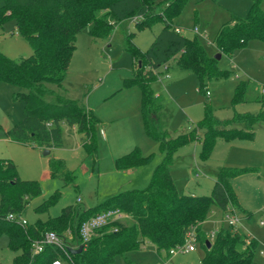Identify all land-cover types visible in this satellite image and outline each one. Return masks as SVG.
<instances>
[{
  "label": "trees",
  "instance_id": "obj_1",
  "mask_svg": "<svg viewBox=\"0 0 264 264\" xmlns=\"http://www.w3.org/2000/svg\"><path fill=\"white\" fill-rule=\"evenodd\" d=\"M187 0H3L0 23L12 20L17 33L28 42L33 53L28 58L11 60L0 54V82L17 87L22 92L16 97L23 102V117L6 131L7 138L23 145H37L44 149L62 145V126L74 128L82 135V146L89 156L97 157L99 120L83 103L69 100L56 93L52 86L62 90L76 48V40L88 25L92 39H110L115 24L133 17L138 29L161 23L162 29L146 52H141L132 42V35L124 37V49L133 61V77L124 82L125 87L137 86L141 92V120L145 135L159 145L163 160L154 168L150 183L143 190L121 192L102 204L89 209L69 206L57 217L38 220L25 228L4 220L7 213H21L29 200L40 195L37 181H22L9 161L0 160V234L8 239V249L18 252L11 264H51L59 259L64 264H133L128 254L139 251L145 243L151 244L157 254L167 255L170 250L184 244L188 233H194L196 244L204 251L201 264H254L258 243L250 236L241 235L229 227L214 236L207 248V237L201 231L212 206L224 215L239 212L246 219L251 214L239 205L233 182L255 174L252 168L218 169L213 188L208 196H185L177 192L171 176L176 150L199 140L200 159L206 162L217 138L226 142L254 138L253 128L264 123V115L236 114L232 120H216L209 105L204 117L189 134L170 139L161 127L159 113L162 106L156 101L151 84L157 71L175 61L180 69L194 73L204 93V81L226 78L229 73L217 68V60L209 57L196 37L185 38L176 33L172 20L182 11ZM244 18L231 16L214 39L221 55H231L252 40L264 43V0H250ZM100 13L102 17H97ZM106 17L113 21L110 23ZM247 85L240 82L234 93L233 105L245 101ZM52 98V102L45 99ZM264 104V96L260 101ZM238 125L244 129L237 128ZM151 157H142L135 148L116 160L118 170H129L147 164ZM51 178L73 182L72 172L61 160L49 164ZM57 195L36 208L47 209L56 202ZM116 208L127 214L130 224L116 225V229L100 234L97 230L78 253L64 254L53 246L32 256L31 240L40 239L46 232H54L65 239L70 247L80 246L81 224L97 213ZM70 234L69 241L65 235Z\"/></svg>",
  "mask_w": 264,
  "mask_h": 264
},
{
  "label": "rangeland",
  "instance_id": "obj_2",
  "mask_svg": "<svg viewBox=\"0 0 264 264\" xmlns=\"http://www.w3.org/2000/svg\"><path fill=\"white\" fill-rule=\"evenodd\" d=\"M250 5V0H187L172 24L182 30L185 38L196 37L206 54L215 59L220 54L214 44L220 27L228 23L231 16L244 18ZM2 6L3 0H0V8ZM96 16L102 17L100 13ZM106 19L113 23L108 17ZM133 21L131 17L115 24L110 39H92L89 36L92 26L88 25L77 36L62 90L51 87L64 98L83 103L100 120L99 128L103 130L106 141L98 140L95 161L82 146L83 136L65 125L62 126L61 147L52 148L49 155H44L49 149L10 141L6 131L23 117V102L16 97L22 90L0 82V160L14 165L20 180L37 181L40 186V195L29 200L21 212L29 224L57 217L62 209L69 206L89 209L121 192L143 190L148 187L154 168L163 160L164 154L159 145L143 131L140 89L137 86H124V82L133 77V61L123 44L124 37L132 35L136 47L146 52L161 31L162 24L154 23L149 28L138 29ZM194 29L198 30V34L193 32ZM32 53L28 42L17 33L12 20L0 23L1 55L16 60L28 58ZM217 68L229 73V76L204 81V93L199 91L201 83L198 77L191 71L180 69L175 61L168 64L167 72L163 66L157 71V79L151 84V90L162 106L160 124L170 139L196 129L204 117L206 104L213 117L220 122L232 120L236 114L264 115V104L260 102L264 96V43L252 40L231 55H221ZM240 82L247 85L245 101L233 105L235 89ZM45 100L52 102V98ZM237 128L244 129L241 125ZM253 131L252 140L226 142L217 138L206 162L200 159L202 133L199 132V140L178 148L174 153L171 176L180 195L208 196L218 169H254L258 178L233 182L240 207L251 214L246 219L235 212L234 216L239 222L234 229L257 241L254 264H264V224L261 225V222L264 223V123L255 125ZM135 148L142 157H151V160L137 168L116 169V160ZM52 160L64 162L66 169L74 176L72 183L49 176ZM53 195H57L55 203L47 209L36 211ZM130 222L124 213L120 220L110 223L99 233L110 232L117 228L116 225H128ZM228 222L218 207H211L206 221L201 225L209 244L215 238L212 235L216 236L221 228L230 227ZM17 254L8 249L7 237L0 234V264H11ZM203 257L204 251L198 244H195L193 252L171 257L157 254L149 243H145L139 251L128 254L133 264H159L166 260L170 264H201Z\"/></svg>",
  "mask_w": 264,
  "mask_h": 264
},
{
  "label": "built area",
  "instance_id": "obj_3",
  "mask_svg": "<svg viewBox=\"0 0 264 264\" xmlns=\"http://www.w3.org/2000/svg\"><path fill=\"white\" fill-rule=\"evenodd\" d=\"M176 33L181 34L180 29L175 30ZM193 32L195 34H198L197 29H194ZM164 70L167 72L168 71V66L164 65ZM166 78L168 76L166 75ZM79 202V200H78ZM124 216V213L120 211L119 209L116 208H110L103 210L96 215L90 217L86 221H84L79 229V239H80V246L77 247H70L69 245L66 244L65 239L58 236L54 232H46L43 234V236L40 239L37 240H31L30 243V249H31V255L35 256L41 252H43L44 248L46 246H53L60 251H62L64 254L68 255L69 250H75L78 249L79 247L85 245L89 240L92 238L94 233L97 230H100L106 226H108L110 223L114 221L120 220ZM227 220L229 221L228 224L230 227L235 228L237 226V223L239 222V219L234 216L233 213H229L225 215ZM4 220L8 223L17 225L20 228H25L28 226V222L25 221L21 215V213H7L4 216ZM261 225H263V222H261ZM215 235H212V238ZM66 238L70 241L71 236L68 233L66 235ZM195 238H194V233H188L186 236L185 242L182 246L177 247L173 250H170L168 252V257L174 256L176 254L182 253V254H187L189 252H193L195 250ZM264 255V252L262 253ZM51 264H64L61 260L56 259L54 260ZM73 264V263H70ZM159 264H170L169 261H163Z\"/></svg>",
  "mask_w": 264,
  "mask_h": 264
},
{
  "label": "crops",
  "instance_id": "obj_4",
  "mask_svg": "<svg viewBox=\"0 0 264 264\" xmlns=\"http://www.w3.org/2000/svg\"><path fill=\"white\" fill-rule=\"evenodd\" d=\"M179 29V28H178ZM181 30V29H180ZM198 31V30H197ZM181 35H183L182 34V30H181ZM168 66V65H167ZM87 107V106H86ZM89 109V108H88ZM91 110V109H90ZM92 111V110H91ZM93 112V111H92ZM94 114V113H93ZM98 119V118H97ZM99 120V119H98ZM99 127H101V122H100V120H99ZM72 130H74V131H76L74 128H71ZM101 140L102 142L104 141H106V138H105V134H104V132H103V130L101 129V128H98V134H97V142H98V140ZM52 149V148H51ZM51 149H49V151L51 150ZM253 176H255V177H253ZM253 178H258V175H256V174H253V175H251V176H245V177H242V178H238V179H236V181L237 180H239L240 182H242L243 180L244 181H249V180H253ZM264 224V223H263Z\"/></svg>",
  "mask_w": 264,
  "mask_h": 264
},
{
  "label": "water",
  "instance_id": "obj_5",
  "mask_svg": "<svg viewBox=\"0 0 264 264\" xmlns=\"http://www.w3.org/2000/svg\"><path fill=\"white\" fill-rule=\"evenodd\" d=\"M220 58H221V55L218 54V55L215 57V60L218 61ZM49 153H50V151H49V150H46V151L44 152V155H49ZM209 247H210V244L207 242V248H209ZM69 251H70L71 253L75 254V253H78V252L81 251V247H79L78 249H75V250L70 249Z\"/></svg>",
  "mask_w": 264,
  "mask_h": 264
}]
</instances>
